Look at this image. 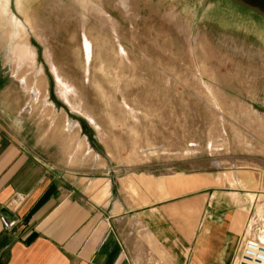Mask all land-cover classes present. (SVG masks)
I'll list each match as a JSON object with an SVG mask.
<instances>
[{
    "label": "rangeland",
    "instance_id": "obj_1",
    "mask_svg": "<svg viewBox=\"0 0 264 264\" xmlns=\"http://www.w3.org/2000/svg\"><path fill=\"white\" fill-rule=\"evenodd\" d=\"M9 1L0 115L13 134L91 178L107 168L115 188L122 180L144 204L155 201L184 235L213 188H247L248 178L264 192L263 15L230 0ZM12 14L29 28L22 36ZM24 38L31 60L16 51ZM198 177L204 184L189 187ZM236 179L244 187L230 186ZM125 226L141 264H154L162 250L153 236Z\"/></svg>",
    "mask_w": 264,
    "mask_h": 264
},
{
    "label": "crops",
    "instance_id": "obj_2",
    "mask_svg": "<svg viewBox=\"0 0 264 264\" xmlns=\"http://www.w3.org/2000/svg\"><path fill=\"white\" fill-rule=\"evenodd\" d=\"M84 37L91 59L93 45ZM99 172L91 178L55 162L13 134L0 115V217L18 223L7 231L0 221V264H141L126 237L130 222L132 230L141 223L162 250L154 264H230L248 228V236L264 243V192L252 189L248 178L247 188L212 187L206 213L197 200L195 221L191 228L185 224L184 235L172 231L155 201L144 204L125 190L124 181L115 188L107 168ZM198 178L189 187L200 188L205 179ZM92 179L102 180L93 186ZM240 184L236 179L230 186Z\"/></svg>",
    "mask_w": 264,
    "mask_h": 264
},
{
    "label": "bare ground",
    "instance_id": "obj_3",
    "mask_svg": "<svg viewBox=\"0 0 264 264\" xmlns=\"http://www.w3.org/2000/svg\"><path fill=\"white\" fill-rule=\"evenodd\" d=\"M21 3H22V0H21ZM9 5H10V1L9 0H0V12H2L3 14L5 15H8L10 13V9H9ZM20 11L24 14V16L26 17V22L28 24V26H32V19L30 17V15L27 13V11L24 9V7L21 6L20 8ZM12 23L15 24L16 29H14L15 33H18L19 35L21 33H23L25 31V29L29 30L27 24H24L23 22L21 21H18V19L16 18V16H14L13 14L11 15L10 17ZM9 19V20H10ZM6 24V23H5ZM11 27V26H10ZM14 28V26H13ZM32 28V27H30ZM20 31V32H19ZM34 33V32H33ZM22 36V34H21ZM16 45V46H15ZM14 46L17 48L16 51L19 52V56L25 61L26 59L28 60H31L33 59V57L35 56V53L33 52L34 49L31 48L27 42H26V39L24 38L23 40H20L18 41ZM85 47H86V54H87V59L90 60V51H91V48H90V44L88 42L85 43ZM123 50V48H122ZM16 53V52H15ZM25 58V59H24ZM25 78V77H24ZM36 78V76H35ZM22 79V78H21ZM25 81V79L23 80ZM30 91L32 92V90L30 89ZM33 93L35 96H37V93L36 91L33 89ZM45 104V103H44ZM70 129H73L75 127V122H72L70 120H68V126H67ZM109 181L106 182V188L109 187ZM251 199L253 200V197L250 196ZM262 240L264 241V236L261 237ZM261 241V240H260Z\"/></svg>",
    "mask_w": 264,
    "mask_h": 264
},
{
    "label": "built area",
    "instance_id": "obj_4",
    "mask_svg": "<svg viewBox=\"0 0 264 264\" xmlns=\"http://www.w3.org/2000/svg\"><path fill=\"white\" fill-rule=\"evenodd\" d=\"M3 228L12 231L17 227V221H9L1 216ZM238 250L234 255L232 264H264V243L251 236L241 238Z\"/></svg>",
    "mask_w": 264,
    "mask_h": 264
},
{
    "label": "water",
    "instance_id": "obj_5",
    "mask_svg": "<svg viewBox=\"0 0 264 264\" xmlns=\"http://www.w3.org/2000/svg\"><path fill=\"white\" fill-rule=\"evenodd\" d=\"M244 9L257 11L264 16V0H230Z\"/></svg>",
    "mask_w": 264,
    "mask_h": 264
}]
</instances>
